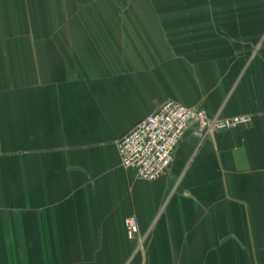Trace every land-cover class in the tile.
Returning a JSON list of instances; mask_svg holds the SVG:
<instances>
[{
	"label": "crops",
	"instance_id": "0c3cea01",
	"mask_svg": "<svg viewBox=\"0 0 264 264\" xmlns=\"http://www.w3.org/2000/svg\"><path fill=\"white\" fill-rule=\"evenodd\" d=\"M169 101L253 121L138 180ZM0 264H264V0H0Z\"/></svg>",
	"mask_w": 264,
	"mask_h": 264
},
{
	"label": "built area",
	"instance_id": "2783aa9c",
	"mask_svg": "<svg viewBox=\"0 0 264 264\" xmlns=\"http://www.w3.org/2000/svg\"><path fill=\"white\" fill-rule=\"evenodd\" d=\"M252 121L251 116L222 118L204 109L166 102L117 142L122 167L133 171L138 180L155 181L169 172L184 135L191 129L204 143L219 132L250 125ZM126 230L129 239L138 236L136 217L127 218Z\"/></svg>",
	"mask_w": 264,
	"mask_h": 264
}]
</instances>
